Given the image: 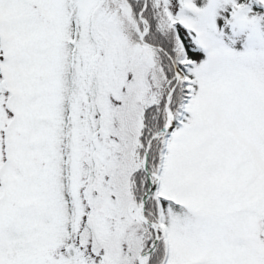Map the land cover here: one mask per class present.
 I'll list each match as a JSON object with an SVG mask.
<instances>
[{
  "label": "snow or ice",
  "instance_id": "6c2138e0",
  "mask_svg": "<svg viewBox=\"0 0 264 264\" xmlns=\"http://www.w3.org/2000/svg\"><path fill=\"white\" fill-rule=\"evenodd\" d=\"M0 264H264V0H0Z\"/></svg>",
  "mask_w": 264,
  "mask_h": 264
}]
</instances>
